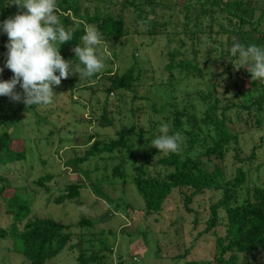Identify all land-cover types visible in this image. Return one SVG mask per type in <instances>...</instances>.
<instances>
[{"label": "rangeland", "instance_id": "1", "mask_svg": "<svg viewBox=\"0 0 264 264\" xmlns=\"http://www.w3.org/2000/svg\"><path fill=\"white\" fill-rule=\"evenodd\" d=\"M126 1L82 2L92 15L97 8L103 13L121 15L128 30V35L117 44L113 39H102L98 53L103 56L105 67L98 73L102 75L100 78L94 75L79 80L78 75H73L63 79L59 86H53L56 95L53 103L46 106L26 107L23 102L0 96V116L9 109L22 111L13 125L8 123L0 130L6 129L15 137L23 138L26 150L24 161L4 164L0 174L8 178L12 186L25 188L21 190L23 198L30 197L33 202L30 219H52L72 227L70 248L68 246L46 264H219L215 257V235H225L226 211L216 209L218 220L214 228L209 229V222L214 217L213 208L224 198L221 190L199 194L188 205L189 211L185 200L191 191L177 189L166 199L160 213L146 214L144 201L130 180L137 174L136 166L146 168L153 176H164L168 172L159 164L168 154L153 155L151 141L161 134V124L172 127L174 114L169 104L173 91L169 85L182 79L185 83L181 89L176 94L173 92L174 102L179 108L186 106L185 112L197 115V127L190 135L186 130H192L191 125H185L179 132L182 157L198 158L208 171L220 167L226 180L235 181L237 170L243 169L247 180L240 192L241 199L249 195V190L264 187V112L258 107L252 113L235 108L251 104L264 89L254 93L239 91L240 74L245 68L236 71L226 57L231 45L225 34L217 33L220 31L217 23L213 31L207 18L199 26L203 33L185 32L181 12V2L185 0H175L181 4L176 9L158 7L147 12L150 8H145L142 13L126 7ZM262 9L264 4L259 2L253 18L259 31L246 28L248 40L253 38L247 45L256 44L255 38L264 36V20L258 23ZM220 23L227 28L230 26L227 19L221 18ZM147 24L153 29L149 30ZM190 24L193 31L194 19ZM7 42L0 40V67H4L7 60ZM57 47L61 50L62 45ZM173 54L176 64L186 61L191 66L198 64L202 77L193 72L185 78V73L181 74L179 69H167ZM77 62L75 59L72 64ZM131 67L138 76L135 89L118 94L108 92L105 72L122 75ZM12 76L13 73L4 68L0 81L10 80ZM198 89L201 90L195 92ZM16 91L22 92V89L17 86ZM209 93L220 101L219 114L223 108L234 106L229 111L228 124L237 140L231 142L224 161L204 155L215 140L214 124H204ZM186 97H189L186 103L179 102ZM106 116L112 125L103 126ZM132 127L134 132L128 134L127 130ZM139 131L144 133L142 139L137 135ZM93 135L102 145L125 135L134 155L123 150L80 165L77 160L87 149L82 148L85 146L82 144ZM192 138L196 145L189 149L188 140ZM78 145L82 149L74 147ZM13 146L20 145L16 142ZM44 175L52 177L45 185L49 191L33 183ZM80 183L83 188L78 197L57 203V198L68 197L69 184ZM12 223V214L0 201V227L6 229ZM238 256V264H264L261 251ZM81 258L87 261L83 263ZM0 264L31 262L17 253L13 240L7 238L0 240Z\"/></svg>", "mask_w": 264, "mask_h": 264}, {"label": "trees", "instance_id": "2", "mask_svg": "<svg viewBox=\"0 0 264 264\" xmlns=\"http://www.w3.org/2000/svg\"><path fill=\"white\" fill-rule=\"evenodd\" d=\"M83 0H57V14L65 27L74 26L79 23V29L75 32L74 38L62 45L61 55L65 60H75V53L72 49L80 45V37L84 34V25H94L103 34L102 39H113L117 44L120 40L128 35L125 27V21L121 15L115 16L113 12L103 13L99 8L95 14H91L89 8L82 4ZM259 2L264 4V0H185L181 3V12L184 13V30L187 33L200 34L203 28L199 27L205 19H210L209 26L214 31V24L220 28L218 34H225L228 37V43L231 47L235 42L247 46L248 40L246 28L251 27L250 31L258 32L255 28L253 18L258 8ZM13 0H0V23L9 17H14L19 11L17 6L12 5ZM126 7L133 8L136 12H141L145 8H150L147 12H153L156 8L176 9L180 2L175 0H127ZM264 10L262 9L261 18L258 23L264 20ZM193 17V18H192ZM227 19L230 26L227 28L220 20ZM191 19H194L195 25L192 31L190 26ZM149 30L152 26L148 25ZM234 37V39L232 38ZM0 40H8L6 33L0 31ZM256 45L264 46V36L255 38ZM230 49L225 53L226 57H230ZM170 71L179 69L180 73H185L184 77L195 72V75L202 77L199 65L191 66L189 62L175 63V55H171V63L167 66ZM104 75V74H103ZM96 78H100V74H95ZM106 81L109 84L108 92L121 93L130 92L135 89L138 76L135 74V68H129L124 74L118 75L112 71H106ZM73 83V82H72ZM185 82L180 79L172 82V91L176 94ZM241 92L254 93L260 89H264V82L252 81L251 74L246 69L240 74V84L237 86ZM201 89L196 90L195 92ZM172 92L170 107L173 109V122L169 134H174L183 130L185 125H191L192 130H186L187 134H191L197 127V115L193 112H185L186 106L179 108L174 102L175 95ZM195 92L191 93L194 94ZM254 100L251 104H242L235 108L246 109L252 113L258 107L259 111L264 112V92ZM190 94H188L189 96ZM189 97L179 101L186 103ZM209 102L206 104L208 109L205 112L204 124H214L215 140L212 146H209L205 152L208 159L216 158L224 161L230 152V144L237 140L236 134L231 130L228 121L230 120L229 111L234 106L225 107L219 114V100L214 98L213 94H208ZM173 101V102H172ZM257 103V104H255ZM7 110L0 116V127H6L9 123L13 125L18 119L21 110ZM13 112V113H11ZM240 113V110L237 114ZM215 115V116H214ZM47 118L45 122H47ZM106 123L103 126L112 125L109 117H105ZM259 124V122H258ZM124 133V130L122 131ZM128 134L134 132V127L127 130ZM139 138L144 137V133H137ZM18 142L20 146L14 148V144ZM23 138L15 137L14 133L0 130V167L4 164H12L26 159V150L22 145ZM87 148L83 157L77 161L80 165L90 164L98 161L103 155H112L125 150L131 156L134 155L133 147L130 140L123 135L118 140H112L102 145L99 138L93 135L84 142ZM196 145L194 138L188 140L189 149H193ZM78 149L81 146H74ZM159 153L154 148L153 155ZM134 162V158H133ZM162 168L168 169L164 176H153L148 170L141 166H136V176L132 178L131 183L135 186L137 192L141 196L145 204L146 214H157L163 209L166 199L177 189H188L191 191L186 196V209L191 211L188 205L193 203L194 198L199 194L208 190H221L224 194L223 200L218 206L213 208L214 217L209 222V229L216 226L218 216L216 209L223 208L226 211V221L224 225L225 235H215L216 237V261L219 264H238L241 254H253L257 251L264 253V187H255L249 190V195L241 199L240 192L244 189L246 183V174L243 169L237 170L235 181L226 180L225 175L220 167H216L213 171L204 169L198 158L189 156L182 157L181 152L178 154L170 153L166 157L159 160ZM30 175V174H29ZM28 175V177H29ZM52 180L51 175L38 177L33 183L38 187H46L47 183ZM83 183L69 184L66 188L69 191L68 197L57 198V203L61 204L64 199H73L80 195ZM19 188L12 186L8 178L0 174V201L7 207V212L12 214L14 223L8 228L0 227V240L11 238L14 243V249L17 253L24 255L31 264H46L56 258L64 249H66L71 241L72 232L70 225L59 224L52 219H35L29 218L32 211V200L30 197L23 198L24 194ZM49 191V188L46 187ZM70 248V246H69ZM85 263L86 258H81ZM187 264H197L196 262H187Z\"/></svg>", "mask_w": 264, "mask_h": 264}, {"label": "clouds", "instance_id": "3", "mask_svg": "<svg viewBox=\"0 0 264 264\" xmlns=\"http://www.w3.org/2000/svg\"><path fill=\"white\" fill-rule=\"evenodd\" d=\"M12 5L21 11L0 23V31L8 36L7 60L0 74L7 68L13 76L0 81V96L23 102L26 107L50 105L56 95L53 86H59L63 79L73 75L79 80L90 78L104 69V58L98 53L103 34L96 26L84 25L82 43L72 49L78 61L73 65V60L63 58L57 45L71 41L79 23L65 27L57 14V0H13ZM230 57L236 71L245 68L252 81L264 82V47L235 42ZM17 86L22 92L16 91ZM170 127L161 124V134L151 141L152 147L165 155L181 151V134H169Z\"/></svg>", "mask_w": 264, "mask_h": 264}]
</instances>
